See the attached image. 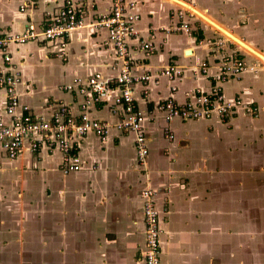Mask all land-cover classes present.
Wrapping results in <instances>:
<instances>
[{"label": "crops", "instance_id": "crops-1", "mask_svg": "<svg viewBox=\"0 0 264 264\" xmlns=\"http://www.w3.org/2000/svg\"><path fill=\"white\" fill-rule=\"evenodd\" d=\"M26 1L0 0L1 35L19 33L30 21L40 24L63 0H34L22 12ZM90 1L94 17L109 10L110 0ZM135 1L140 35L157 45L146 68L155 73L173 62L185 70L174 80L137 85L140 109L168 96L182 102L197 86L208 89L210 79L194 71L203 62L210 73L216 70L219 47L207 39L222 38L225 51L258 64L223 85L229 99L257 105L258 115L240 113L226 122L174 119L173 140L163 137L162 118L147 122L144 166L133 135L115 130L105 141L92 132L81 136L80 168L68 173L58 150H25L9 160L0 146V264H145V188L154 190L159 210L160 264H264V0ZM183 21L192 35L173 31ZM106 38L103 29L73 32L65 60L56 41L9 45L21 74L20 101L33 117L49 118L60 105L79 113L81 96L62 87L73 76L113 74L115 52ZM109 103L93 115L112 123L117 116ZM4 104L0 88V117L10 123Z\"/></svg>", "mask_w": 264, "mask_h": 264}, {"label": "built area", "instance_id": "built-area-1", "mask_svg": "<svg viewBox=\"0 0 264 264\" xmlns=\"http://www.w3.org/2000/svg\"><path fill=\"white\" fill-rule=\"evenodd\" d=\"M33 5L34 0H27L20 6V11ZM94 9L95 4L90 0H63L56 12L49 13L40 24L30 21L19 33L0 34V51L4 62V69L0 70V88L5 96V113L10 117V123L0 117V146L9 160H15L25 150H58L62 154L61 170L68 173L80 168L76 148L81 136L92 132L105 141L111 130H115L133 135L138 163L144 166L148 155L147 122L162 118L163 137L173 140L174 131L170 123L174 119L216 118L226 122L240 113L250 117L258 115L257 105L245 102L240 96L229 99L223 87L229 79L255 71L258 64L249 63L237 53L225 51L222 38L207 39L208 44L219 47L220 58L216 70L210 73L209 65L203 62L198 71H194L196 75L210 79L208 89L197 86L182 102L168 96L152 109H140L135 98L137 85L146 86L152 80L157 82L159 77L169 80L182 77L184 67L171 62L161 66L155 73L146 68L145 60L154 54L157 45L140 35L137 27L140 13L135 0H110L109 10L95 17L92 14ZM88 27L107 32L105 44L111 45L115 52L110 66L113 74L95 71L86 76H73L63 85L65 91H75L81 96L77 115L68 106L60 105L49 118L43 115L33 117L29 106L20 101L18 85L21 74L12 61L9 45L38 39L56 41L59 56L65 60L71 34ZM176 30L192 35L188 22H180L173 27V31ZM136 53L140 56L135 57ZM175 90L176 87L172 86L171 92ZM107 101H110V112L117 116L112 123L93 115V109ZM154 193L151 188L141 192L145 224L142 254L145 264L161 263L162 230L158 222L159 210L153 200Z\"/></svg>", "mask_w": 264, "mask_h": 264}, {"label": "trees", "instance_id": "trees-1", "mask_svg": "<svg viewBox=\"0 0 264 264\" xmlns=\"http://www.w3.org/2000/svg\"><path fill=\"white\" fill-rule=\"evenodd\" d=\"M198 35V37L197 38H199V37H201V32L200 33H198L197 34ZM240 57H243L244 58V55H241V54H238Z\"/></svg>", "mask_w": 264, "mask_h": 264}, {"label": "water", "instance_id": "water-1", "mask_svg": "<svg viewBox=\"0 0 264 264\" xmlns=\"http://www.w3.org/2000/svg\"><path fill=\"white\" fill-rule=\"evenodd\" d=\"M188 52H189V50L186 53H188Z\"/></svg>", "mask_w": 264, "mask_h": 264}]
</instances>
